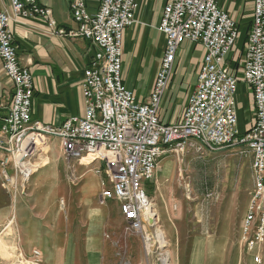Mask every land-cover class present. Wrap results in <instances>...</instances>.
<instances>
[{
	"label": "built area",
	"instance_id": "2783aa9c",
	"mask_svg": "<svg viewBox=\"0 0 264 264\" xmlns=\"http://www.w3.org/2000/svg\"><path fill=\"white\" fill-rule=\"evenodd\" d=\"M136 0H100L90 11L87 0H70L76 28L70 35L91 43L94 54L84 69L83 114L59 125L33 119V81L20 63L9 22L14 17H43L55 21L38 0H10V11L0 8V61L11 82L7 102L0 98V173L3 186H11V164L25 182L38 168L36 159L49 138L59 141L63 154L80 161L89 156L97 169L103 199L120 202L130 230L147 236L144 227L154 224L155 212L144 185L152 179L159 158L183 150L188 142L198 149L244 146L250 154L253 187L242 220L241 241L256 263L264 259V0H252V17L245 44L241 80L251 88L254 119L237 130L235 93L237 75L225 60L238 37L235 20L216 0H166L159 24L165 48L149 99L136 100L122 82L121 40L133 24ZM199 42L202 55L197 80L179 118L163 122L160 100L174 68L182 41ZM102 171V174H101ZM8 188V187H6ZM38 255V252H35Z\"/></svg>",
	"mask_w": 264,
	"mask_h": 264
},
{
	"label": "rangeland",
	"instance_id": "374dc122",
	"mask_svg": "<svg viewBox=\"0 0 264 264\" xmlns=\"http://www.w3.org/2000/svg\"><path fill=\"white\" fill-rule=\"evenodd\" d=\"M242 8L240 21L230 14L236 22L238 37L225 60L240 79L246 53L244 47L243 56L242 48L251 21L248 5L242 4ZM237 50L240 56H236ZM178 61L177 54L174 63ZM164 95L165 92L160 100L159 115ZM178 118L177 113L172 121ZM237 130L241 133L247 130L244 131L241 120L237 122ZM197 147L188 142L183 150L165 152L159 158L152 179L144 185L155 220L153 225L144 227L147 236L141 237L128 227L120 202L101 197V176L97 169L102 170L103 165L99 161L84 165L68 159L58 139L49 138L37 156L38 168L32 172L53 168L57 179L55 187L47 185L54 194L52 201L43 197V190L42 195L38 194L35 214L44 236L45 251L39 245H32L30 252L25 250L24 241L35 239L32 228L23 232L17 225L19 219L30 220L35 216L27 208V213H13L11 221L6 220L0 227V264H86L84 249L91 242L99 249L101 264H264V259L261 263L254 262L241 241L242 220L253 187L250 154L244 146L215 150ZM12 171L16 174L13 167ZM89 173L99 181L90 178V188L96 189L93 193L82 190L85 175ZM29 178L25 182L20 178L17 182L12 179V187L1 183L4 189L17 190L16 195L26 201L23 192ZM93 207L102 210H97L91 220L89 213ZM59 225L61 229L57 228ZM191 255L195 259H191Z\"/></svg>",
	"mask_w": 264,
	"mask_h": 264
},
{
	"label": "crops",
	"instance_id": "0c3cea01",
	"mask_svg": "<svg viewBox=\"0 0 264 264\" xmlns=\"http://www.w3.org/2000/svg\"><path fill=\"white\" fill-rule=\"evenodd\" d=\"M38 1L50 10V15L55 21L54 27L49 26L47 21L40 16L29 19L12 16L9 27L17 48L19 61L29 68L32 75L34 91L31 103L32 118L45 124L59 125L68 117L83 114L84 69L91 60L95 48L87 40L70 35L69 32L76 28V23L69 10L70 0ZM136 1L135 22L128 26L122 35L121 74L124 86L133 91L136 100L146 102L153 86L160 56L165 48V36L159 31V24L166 0ZM99 3L100 0H87V7L93 12L98 9ZM217 3L238 21L243 13L242 4L243 6L248 5L250 9L249 21L252 17V0H242V2L240 0H217ZM0 8L10 11V0H0ZM247 29L249 30L248 26ZM244 47L243 44V56ZM238 51L236 56L241 55ZM203 53L204 49L199 42L184 40L180 43L177 50L179 61L174 63L173 75L163 98L164 103L160 114L163 122H173L176 114H180L188 94L196 83ZM11 93V82L3 71L0 61V98L7 102ZM235 107L237 122L242 121L245 131L253 122L255 110L251 88L240 77L236 87ZM2 113L0 111V116ZM7 169L11 178L17 182L19 177L13 173L12 167L9 166ZM88 175H85L82 190L88 189L93 193L96 189L90 188V178L96 181L98 179L93 174L89 173ZM56 180L53 168L33 173L25 184L26 190L23 192L27 196L25 201L16 195L17 190L4 189L0 175V227L6 220L11 221L10 217L13 213L15 215L18 212L27 213V208L31 209V213L33 212L35 215L30 220L19 219L17 223L22 231L32 228L35 233V239L24 241L27 252H30L32 245L35 247L39 245V248L45 251V247L42 245L44 236L39 230L41 226L35 212L38 211L40 191L43 190V197L46 200L51 199L52 201L54 194L49 192L47 185L55 187ZM44 191L48 193L46 194ZM93 202L91 199L90 203ZM97 210L101 211L102 209L100 207L91 209L90 219L94 220ZM57 228L61 229V225ZM57 232L60 235L59 229ZM93 244L94 242H91L84 249L86 264H101L102 258L98 255L99 249ZM191 259L195 258L191 255Z\"/></svg>",
	"mask_w": 264,
	"mask_h": 264
},
{
	"label": "bare ground",
	"instance_id": "6f19581e",
	"mask_svg": "<svg viewBox=\"0 0 264 264\" xmlns=\"http://www.w3.org/2000/svg\"><path fill=\"white\" fill-rule=\"evenodd\" d=\"M236 42V41H235ZM229 149H231V148H229ZM38 156V155H37ZM90 157L89 156H84V157H82L81 159H80V162L82 163V164H84V165H88L89 163L90 164H92L93 162H91L90 161V159H89ZM89 164V165H90ZM10 170V169H9ZM166 171V170H165ZM93 181V180H92ZM94 181H96V180H94ZM14 182V181H13ZM155 212V211H154ZM155 220V219H154ZM158 230V229H157ZM161 234H162V232L161 231H159L158 232V236H159V238H161Z\"/></svg>",
	"mask_w": 264,
	"mask_h": 264
}]
</instances>
